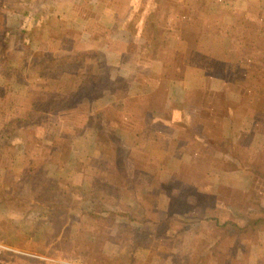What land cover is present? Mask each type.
Segmentation results:
<instances>
[{
	"label": "crops",
	"instance_id": "1",
	"mask_svg": "<svg viewBox=\"0 0 264 264\" xmlns=\"http://www.w3.org/2000/svg\"><path fill=\"white\" fill-rule=\"evenodd\" d=\"M15 1L16 3L12 5L11 9H8L7 5L0 4V15H3L4 19L0 27L4 26V29L13 28L18 24L24 7L26 9L32 1L36 0ZM85 1L87 2L86 6L89 5L90 9L95 11V19H90L82 14L85 8L83 0H57L52 4L53 14L64 20L65 29L56 47H53V43L48 44L45 50L51 48L52 57H58L64 53L73 55L75 58L72 57V60H69L72 61L70 63L67 61L53 62L49 65L52 68L46 78L39 74H36L35 77L40 82L54 84L59 82L57 87L56 85H47L41 88L43 83L40 82L41 87L31 85L35 83L34 79L30 84L28 74L30 71L33 72L34 66L44 65L42 63L44 60L38 55L34 58L28 56L25 59L23 57L26 54L32 55L37 52L41 47L40 41L35 40L31 49L22 41L12 38L8 44L9 49L7 48L5 53L7 59L5 63L0 62V129L12 118H21L26 116L30 110H39L33 109V103L40 101L36 98L52 101L50 108L42 106V113L51 116L47 118L46 123L42 124L37 121L34 123L33 137H25L22 140L16 138L17 142L12 149L14 152H4L2 153L4 155L0 156V164L6 162L8 167L7 169V167L0 166V178L8 177L10 181L7 183V181L1 180L0 184L6 186L5 188L8 187L5 191L8 194H6L15 199L22 191L21 183H17L16 179L29 169L33 153L40 152L37 158L39 160L43 157L42 150L56 147L54 140L63 134L70 135L71 150L67 158L47 160L44 163L43 159L40 160L44 164L40 177L41 179L58 180L56 184L66 195L70 193L68 186L70 182V184L81 185L87 189L92 188L116 200L117 209L109 206L106 208L119 213L124 212L125 215L118 214L112 219L111 225L104 228L105 234L101 243L106 244L104 256L107 257V260L113 259L112 264H191V262H193L192 264H222L221 258L223 259L224 256L219 253V249L224 240L226 244L228 242V238L224 236V228L227 229V226H223V224L232 218L230 214L226 215L225 211H238L231 205L244 203L248 192H252L260 200V204H264V179L255 176L247 169H235L232 166L223 165L221 162L225 158L230 159L228 153L222 154L220 151H215L219 149L211 150L210 145L203 149L198 148L193 145V139L179 132V129L177 130L176 127L164 120L161 111L151 108L150 96L154 95L152 89L157 86L155 82H151L152 74L155 73L156 77L162 78L163 72L175 69L173 66L168 65L169 67L164 71V64L160 60L140 62L133 57L136 55L133 52L123 53L124 44H121L122 42L118 44L111 40L110 44L104 43L100 46L99 40L94 39V35L103 37V32L98 29L100 26L113 29L126 21L134 0ZM3 2L6 4L7 0ZM189 3L191 4L189 5ZM256 3L259 4V9L264 10V0H256ZM200 4H206V8L201 9ZM250 6L249 0H180L178 5L172 6L167 17L155 22L154 29L162 37L171 38L172 42L180 43L182 51L181 64L184 69H181L179 74L183 77L167 82L166 101L162 104L166 107L170 102L174 104L176 109L170 110L172 117H180L181 102L190 99L192 93L190 91L195 90L199 93L200 101L190 99V103L186 104L185 113L197 120L196 125H199L202 134L205 136L212 134L234 141L241 132H252L254 138L259 141L257 146L260 147L264 140V121L256 119L257 112H254L251 117L243 116L238 119L233 109L227 111L220 105L222 97L227 98V101L231 103H236L239 95L255 98L251 92L233 88L237 85L236 78L238 76L236 75L240 67L238 55L242 50L241 41L234 35L239 33L240 28L236 26V20L241 15L248 19L254 18L253 15L256 12H250V9L248 10ZM209 13L212 24L209 22ZM200 15L204 20L200 27L195 28L196 41L191 48H187L189 46L182 39L181 29L183 26L194 25V21H197ZM205 18H208L209 21L207 22ZM121 32L123 31L120 30L119 33ZM111 36L112 34H109L110 38ZM112 39H116L115 35L112 36ZM142 41L141 38L138 40L139 43ZM182 42H184L183 45ZM169 44L171 43L169 42ZM78 45H82V47L76 52ZM105 51L113 53L111 61L105 62L107 56ZM90 52L93 55H90ZM18 53L22 54L20 59L16 56ZM11 56H15V58H11ZM99 56L102 57V63L99 62ZM82 58L84 59L83 63L79 62ZM65 72L86 74L88 82L86 93L82 89L78 90L82 78L76 76L75 79H78L76 81L78 83L69 89V94H65L63 100L72 97L82 100L81 104H86L88 101L92 110L112 108L119 115L118 131L123 144L139 155L145 156L147 160H143V162L155 164L154 168L150 167L152 165L148 166V168L150 167L149 174L155 182L153 185L140 188L138 184L133 185L129 177L122 176L121 179L113 182L101 175H96L98 173L105 174L97 166V160H104L105 157L96 149V138L92 128H86L89 112H79L78 109L81 105L78 108V105H75L71 110L61 112V106L58 103L60 97L56 90L62 87V75ZM224 83L228 84V88ZM54 91L56 92L54 93ZM219 92L222 94L221 97L218 95ZM254 94L256 96L259 92ZM49 109H51L50 114ZM226 111L228 114H225ZM161 122L164 124L161 125ZM26 127L27 124H24L18 130L20 135L22 132H26L24 130H28L25 129ZM88 132H92V134H89L85 140H81ZM177 132L179 135H184V138L176 139L177 145L184 147L179 155H176L172 150L173 146H176L174 137ZM256 142L254 141L253 144ZM81 145L82 147H80ZM221 157L224 160H221ZM59 161L62 163L58 164ZM195 162H201L202 165L208 163L209 165L207 169H201L200 166L195 168ZM2 172H8V175L3 174L2 176ZM186 172L190 175L188 176ZM138 173L139 171H137ZM141 174L134 175L139 177ZM185 178H190V182H183ZM173 181L183 182L178 195L176 191L169 192L167 188H163L164 186H157L159 182L167 186ZM191 183L198 185L207 183L208 191L198 185L194 188ZM130 188L135 189L130 191ZM200 195L206 198L201 199ZM210 195H214L213 201ZM207 201L213 203L207 208L206 217L198 219L199 216L196 214L205 209L204 204ZM22 203L21 206H25L22 211L23 215H17L13 210L11 212L12 219L28 217L30 210L28 201ZM85 204L88 205L85 206L86 210L93 207L88 202ZM31 209L32 214L34 211H43L37 205ZM73 209H70L69 213L71 211L75 213L76 208ZM164 212L174 214L176 217L165 230L172 237L169 242L159 243L161 240H156L155 236L160 233H155L154 236V232L151 230L147 231L150 238H142L136 242H132L134 240L132 236L126 235L127 223L131 226L141 227L138 220L142 218L155 220L154 218L158 219L157 217ZM193 212L196 216L190 219ZM253 212L255 214L256 208ZM101 214L106 215L105 212ZM81 215L87 220L89 218L94 220L89 215ZM92 222H88V225H95ZM239 222L242 223L239 225L243 226L244 220H238L237 223ZM51 226V222L46 223L42 219L31 233L27 234L28 231L23 227L19 228V232L23 237L28 235V241H30L41 229L48 234L46 229ZM72 227H76L75 223ZM118 228H121L120 232L123 233V236L116 234ZM91 230H94L93 227ZM260 238L261 236L254 244L258 246L257 253L249 254V258L257 261L264 259V241ZM94 240H97V236H94ZM211 246L213 248L218 246L216 248L218 251L215 252L217 255L214 256L209 252L208 248ZM207 253L208 257L204 258ZM110 262L103 264H110Z\"/></svg>",
	"mask_w": 264,
	"mask_h": 264
},
{
	"label": "trees",
	"instance_id": "2",
	"mask_svg": "<svg viewBox=\"0 0 264 264\" xmlns=\"http://www.w3.org/2000/svg\"><path fill=\"white\" fill-rule=\"evenodd\" d=\"M4 0H0V4L7 5L8 9H11L12 5L16 3L15 0H7L5 4ZM57 0H36L30 3L29 7H24L25 15L22 17V21L16 24L13 28L4 29V26L0 27V62L5 63L7 59V55L5 54L7 48L9 47L8 44L11 40H18L22 41L29 49H31L32 45L34 44L35 40L40 41L41 47L38 50V55L45 61L44 65H37L33 67V74H39L46 78L49 70L52 68L49 66L53 62L60 61H69L72 60L71 58L74 57L73 55H60L58 57H52L50 54V49L48 48L47 51L45 47L48 44H52L53 47H56L61 34L64 32L65 29V22L61 19L60 16L53 14V7L52 4ZM101 1V0H99ZM180 0H134V3L131 6L130 15L127 17V20L124 21L120 26L112 28H106L100 26L98 29L103 32V37L100 38L97 35H94L95 40H99L98 44L102 46L104 43L110 44L112 40L114 43L124 44L122 48V52L129 54L134 53L136 54L133 56L137 61L140 62H150L153 60H160L164 64L163 69L164 71L169 67H174V70H169L163 72V77L160 78L159 76L156 77L155 73L152 74L151 82H155L157 86L153 88L154 95L151 94V108L157 109L158 111L162 112V117L164 120L168 121L173 127H176L179 132L188 135L191 139H193V145H196L198 148L203 149L206 146L210 145L211 150L219 149L215 151H220L222 154L228 153L230 159L224 160L221 157L223 165L227 164V166L235 169H247L252 172L255 176L264 179V140L260 147L257 146L259 142L257 138H254V134L252 132H241L237 139L234 141L229 138L224 137H216V135L210 134L209 136H205L200 132L199 125H196V119L187 115L185 113L186 104L190 101H200L199 100V93L197 91H190L192 92L190 95V99L184 100L182 103V109L179 110L180 117L173 118L171 115L172 108H175L174 104L170 102V104L166 107L162 104L165 103L166 98V84L172 80H179L183 76L180 75V70L184 69L181 64L182 58V51L181 49L174 48L169 45V39L165 37H161L157 34L154 29V24L157 21H160L163 14L162 4L163 2L169 3L170 7L179 3ZM86 1L83 0V4L85 6L82 14H85L86 17L90 19H95L96 13L90 9V6H86ZM101 3V2H100ZM150 4V5H148ZM165 5V4H163ZM190 5V4H189ZM259 4L255 3L253 6H250L248 10L250 12L254 11L252 19H248L244 17V20L238 23L239 33L234 34L237 39H239L242 43V50L239 53V63L242 72L238 74L236 78V82H241V78H245L244 83L247 82V87L249 86L248 81H250L253 73H247L246 68L251 67L257 69L258 66L253 64L252 56H249L251 51L260 53L263 55L262 60L264 59V10L259 9ZM170 11V10H169ZM169 11L165 13L167 17ZM137 17V23L132 24V17ZM28 17V18H27ZM24 18L26 22H24ZM3 15H0V24L3 21ZM252 23V24H249ZM188 26V25H187ZM186 26V29H187ZM237 26V25H236ZM112 29V33H111ZM122 30L123 32L119 33ZM191 31V30H190ZM192 32V31H191ZM109 34L115 35L116 39H112L109 37ZM189 34L183 35L182 39L187 41ZM142 39V43H139L138 40ZM101 40V42H100ZM261 41V42H260ZM262 43V45H261ZM188 42L186 43V45ZM109 47V45H106ZM126 48V49H124ZM9 49V48H8ZM90 55H93L90 52ZM75 58V57H74ZM42 61V63L44 62ZM252 61V62H251ZM255 65V67H253ZM260 78L264 79V75L260 74ZM36 78V77H35ZM37 79V78H36ZM246 79L248 81H246ZM35 81V80H34ZM42 82V81H41ZM88 81L82 79L81 84L78 85H85L86 87ZM43 84L40 86V83L33 84L34 86H40L41 88L47 86V82H42ZM242 83V82H241ZM89 85V84H88ZM225 86L228 88V84L224 83ZM99 86V85H98ZM60 97L59 105L61 106V110H71L75 105H78L77 108L81 105V101L78 98H63L67 94H69V90L64 88H59L56 90ZM54 91V93L56 92ZM90 91V89H89ZM200 91V90H199ZM48 94L52 95V93L47 92ZM66 94V95H65ZM218 95H221L220 92ZM39 96V95H38ZM219 97V98H220ZM239 95L237 96L236 103L228 102L227 98L222 97L220 100V105L227 111L229 109H233V112L236 114V117L239 119L240 117L247 116L251 117L252 111H264V98L260 97L257 101H253L251 98ZM36 100H39L36 98ZM51 102L52 100H48ZM56 101V100H55ZM65 103L66 107H63V103ZM49 103L43 104V106L48 105ZM155 107V108H154ZM33 109L39 110H30L26 116L21 118H12L8 123H6L0 129V156L4 155L3 151L5 149H14L16 138H20L21 140L25 137L31 138L32 129L34 127V123L37 120H40L46 114L42 113V104L41 101L39 103H33ZM85 109L89 111V120L87 121L86 128H92L93 133L96 138V149L99 153L105 157L104 160L98 159L97 166L99 169L104 171L105 174H96L101 175L109 181H118L121 177H129L132 181V184H138V179L142 178L145 175H149L148 166H146L141 160L139 153L134 152L133 149L126 147L123 144L122 138L120 136V132L118 131L119 125V115L112 109V108H102L98 110H92L91 104L88 101L85 104ZM176 109V108H175ZM51 109L48 110V112ZM65 111V112H66ZM226 111V112H227ZM233 113V114H234ZM225 114H228L225 113ZM241 119V118H240ZM195 122V123H194ZM24 124H27V127L24 130L26 132L18 131ZM164 122H161L163 125ZM16 129V130H15ZM181 130V131H180ZM215 130V129H214ZM179 135L178 132L175 134L174 142L176 146H173L172 150L176 155H179L184 147L177 145L176 139L184 138V135ZM212 135V136H211ZM63 138H57L54 140V143H57L61 147L53 146L49 150H42L41 157L39 160L37 159L40 152L38 154L33 153L31 158V163L29 169L25 170L20 178L16 179L22 186V193L27 192L31 194V199H41V202L38 204L28 201V204L31 205V208H34L36 205L39 206L43 210V222H51L53 227H56V216H62L64 213H68L70 209L76 208L80 209L82 214L89 215L91 217H95L101 215L102 212H105L104 217L108 218H115L118 214L125 215L124 212H118L116 210L107 209L106 206L114 207L117 209L116 200L113 198L108 197L105 194L95 191L94 189L84 188L82 186H76L70 184L69 182V189L70 193L66 195L64 191L56 184L58 180L47 178L46 180L41 179L40 173L41 170L44 168V162L47 160L53 161V159H66L69 153V150L65 149V147L70 146V141L65 142L67 137L66 135H62ZM264 139V136H263ZM254 141H257L256 144H253ZM53 143V144H54ZM253 146V147H252ZM258 147V148H257ZM210 152V151H209ZM43 159V163L40 161ZM235 160V161H234ZM230 163V164H229ZM150 165V164H149ZM199 166V162H195L194 167L196 168ZM155 167V164H152V168ZM137 171L141 174L139 177L135 176ZM149 180L146 184H143V187L150 186L152 177L148 176ZM194 188L198 184L191 183ZM2 187V185H0ZM204 190L208 191V184L198 185ZM252 192H248L246 195V200L244 203H234L231 206H234L239 211H235L234 218L232 221L227 220L224 222L223 226H227L229 231H236L237 233L242 234H251L254 235L253 237L258 238L257 235L264 229V209L257 213V208L255 214L252 213L251 208L254 210L255 203H260V200L256 198ZM143 194V192H142ZM211 200L214 195H210ZM8 197L11 199V196L8 195H1L0 196V228H3L6 225L12 224L11 219L13 218L10 213V201H8ZM9 199V200H10ZM214 199V198H213ZM213 201V200H212ZM88 202L90 206H93L90 210H86L85 204ZM44 203V204H43ZM213 202H209L204 204L205 209L198 211L197 216L200 218L206 217L208 213V207ZM214 207V206H213ZM191 213V212H190ZM195 215V213H194ZM195 215V216H196ZM8 218V223L6 219ZM158 219H147L142 218L138 220V223L141 224V227L131 226V224L127 223L126 225V235L132 236L133 241L136 242L139 239H148L150 238L149 234H147L148 230H151L155 233H160L158 236H155V239L160 241L159 243H167L172 240V237L169 236L165 232V230L171 225L173 220L176 219L174 214L164 212L161 216L157 217ZM244 220L243 226H240L237 222L238 220ZM236 220V221H234ZM150 225H147V224ZM234 234V233H233ZM239 235L240 237L249 238V236ZM225 237L228 238L227 248L224 252H221V255L224 256L222 259V264H242L241 258H244L247 254V247L246 239L241 240L239 237L236 238L235 244L231 241L230 236L224 234ZM27 241V240H26ZM130 243V241H129ZM231 244V245H230ZM158 245V244H157ZM217 247H210L209 252L212 255H217L215 252L218 251ZM160 250V249H159ZM246 253V254H245ZM208 257V253L204 256ZM127 257L125 258V260ZM127 261V260H126Z\"/></svg>",
	"mask_w": 264,
	"mask_h": 264
},
{
	"label": "rangeland",
	"instance_id": "3",
	"mask_svg": "<svg viewBox=\"0 0 264 264\" xmlns=\"http://www.w3.org/2000/svg\"><path fill=\"white\" fill-rule=\"evenodd\" d=\"M249 2L251 4V6H253L256 3V0H249ZM163 4H165V5H163ZM163 4L161 7L164 9L162 17H165V13L167 11L171 10V7H170L169 3H167V2H163ZM189 4H191V3H189ZM148 5H150V4H148ZM176 5H178V4H176ZM200 8L204 10L206 8V4H200ZM23 15H25L24 9H23V12L21 13V16H20L21 18L19 19L20 22L23 20L22 19ZM208 15L210 17V19H209L210 21L208 20V18H205V20H207V22L209 21L210 24H212L211 14L209 13ZM243 16L244 15L239 16L236 21H239V22L243 21L244 20ZM132 19H133L132 22L136 21L135 23H137V17L136 16L132 17ZM202 20H204V18L200 15V16H198V20L194 21V25L187 26V29H186V26L182 27L181 31L183 32V35L189 34L187 41H185L186 43L188 42L187 45L189 47H187V48H191L194 45V43L196 41L195 28L200 27V24H202ZM24 22H26L25 18H24ZM195 22H196V24H195ZM135 23H133V24H135ZM249 24H252V23H249ZM236 25L238 26L237 22H236ZM159 36H161V35H159ZM168 39H169V42L171 43V44H169L170 46L180 49V43L178 44V42H176V41L172 42L171 38H168ZM262 39H264V37ZM262 43H264V41ZM262 43H261V45H262ZM41 44H43V43H40V45ZM183 44H184V42H182V45ZM81 47H82V45L76 46V52H78ZM262 48H264V46ZM38 52L39 51L37 50V52H34V54H32V55L26 54L23 58H25V57L27 58L28 56L34 58L38 55ZM105 52L107 55L105 58V62L111 61L113 59V53L110 54L107 51H105ZM21 55H22L21 53H18L16 56L18 59H20ZM249 56H252L253 64L258 66V68L257 69L251 68V67L246 68L247 73H253L250 81H248L246 79V81L250 82L248 87L246 85L248 83L245 82L246 83L245 84L243 82V81H245V78H248L246 76L244 78H241L242 83L241 82L236 83L237 85L236 84L235 85L237 87L234 86L233 88H234V90L251 92L254 95L253 97H255V98H252V100L257 101V99L260 97L264 98V79L260 78V76H259L260 74L264 75V59L262 60L263 55H261L260 53L254 52V51L253 52L251 51ZM11 58H15V56H11ZM98 59H99V62L102 63V57L99 56ZM70 62H72V61H67V63H70ZM79 62L83 63L84 59L83 58L80 59ZM43 64H45V61L43 62ZM255 65L253 67H255ZM241 70H243V68L239 67L237 75L242 72ZM81 75L82 74H73V73L65 72L62 75L63 81L61 83V85H62L61 88L69 90L70 88H72V86L75 87L76 84L78 83V82H76L78 79H75L76 76L80 77L82 79L84 78L83 80L88 81L87 76H85L86 74H84L82 76ZM28 78H29L30 84L32 83L33 79L35 80V83H32L31 85H33V84L35 85V84L40 82L35 78V75L31 71L28 74ZM40 83H42V82H40ZM46 84L48 86H55L56 85V87H57L60 83L58 82V83L54 84L52 82L51 83L47 82ZM84 86L85 85H80L78 87V90L82 89L83 92L87 91V88ZM56 87H55V89H56ZM255 92H259V94L255 96V94H254ZM36 94H38V93L36 92ZM246 97H249V96L246 95ZM39 100L41 101L42 106H43V104L49 103L45 107L50 108L51 102H49L47 99H41L40 98ZM33 101H34V98H33ZM63 102H65V100H63ZM98 105H99V103H98ZM94 106L96 107L97 105L95 104ZM63 107H66L65 103H63ZM78 110H79V112L87 111L85 109V104L82 103ZM65 111L66 110H63V111L61 110V112H65ZM87 112H89V111H87ZM254 112L255 111H252V115ZM49 114H50V112H49ZM50 116L51 115L47 114V116L45 115L40 120L36 119V121L41 122L42 124L46 123L47 118H49ZM256 119L258 121H261V120L264 121V111H257ZM89 134H92V132H88L87 134H85L81 138V140H85V138H87V136ZM63 135H66L67 137H69V138L65 139V142L67 143L71 136L67 135V134H63ZM59 138H63V137L60 136ZM56 147H61V146L56 143ZM80 147H82V145ZM65 149L69 150V152H70L71 147L67 146V147H65ZM12 151H13L12 149L7 148L3 152L10 153ZM8 153H7V155H8ZM139 158H141V160H147V159H145V156H143V155H140ZM60 160H62V159H60ZM5 163H1L0 166H2L3 168L7 167V164H5ZM60 163H62V162L59 161L58 164H60ZM200 163L201 162H199V166L201 169H207L208 168V165H209L208 163H205L203 165ZM144 164L146 165L145 169H148L146 167L150 166L154 163H147L146 161H144ZM164 165L166 166L165 163H164ZM225 165H227V164H225ZM157 166L159 167L160 164ZM150 167L152 168V166H150ZM150 167H149V170H150ZM7 169H8V167H7ZM190 172H192V171H190ZM3 174L8 175V172H6V173L2 172L1 175L3 176ZM186 174L188 176L190 175V174H188V172H186ZM148 176H150V174L145 175L142 178L138 179V187L143 188V184H146V182L149 180ZM1 180L3 182L7 181V183L10 182L8 180V177H5L3 179L0 178V181ZM43 180H46V179H43ZM190 180H191L190 178H185L183 182L189 183ZM16 182L19 183L18 181H16ZM150 182H151V185H153V183H155L153 179ZM183 182L173 181L172 184L167 185V186L159 182L157 186H159V187L164 186L163 188H167V190L169 192L176 191L177 195H178L179 189L181 188V184ZM73 185H76V184H73ZM76 186H81V185H76ZM5 187L6 186H4V185L2 187L0 186V196L8 194V192H5L8 189V187L7 188H5ZM130 189H131L130 191H133L135 188H130ZM200 197H201V199L206 198L203 195H200ZM9 199L10 198L8 197V201H10V213L14 210V213L17 215H23L22 211H24L25 206H21V205H23L22 202L31 201V202L36 203V204L41 202V199H31V194H28L27 192H23V193L21 192V194L19 196L15 197V199H12V198L10 200ZM206 203H208V201ZM28 205L30 206V210L28 211V214H29L28 217H24V216H23V218L14 217V219H12V221H11L12 222L11 226L8 224L4 228H3V226L0 228V244H3V246H6L7 248H9V250L6 249L0 253V264H103L104 262L109 263L110 261H111L110 264H112L113 259L110 258V261H109V260H107V257L104 256V247L106 246V244L101 243V239L103 242V238H104L103 235L105 234L104 228H107L108 225H111L112 218L104 217V215L101 214V215L93 217L94 220H91L90 218H89V220H87V219L81 217L82 212L80 209H75V213L71 211L70 213L69 212L64 213L62 216H56L55 217V220L57 223L56 227L53 228L51 226L48 229H46V230H48V234L44 233L43 229H41L40 232H36L34 238H32L30 241H28L29 240L28 235L26 237H23L22 233L19 232V228L23 227L25 230L28 231V232L26 231L27 234H29L32 232V230H34L35 226L39 225V221L40 220L42 221V219L44 218L43 217V215H44L43 211H40V212L34 211V213L32 214L31 205L30 204H28ZM253 206L255 208H257V213L259 211H261L262 209H264V204H260L258 202L255 203V205H253ZM251 210H252V213H254L253 209H251ZM30 212H31V214H30ZM193 213H195V212H193ZM225 213H226V215L230 214L232 217L231 219L234 218V214H235L234 210H231L230 212L225 211ZM193 217H195L194 214L190 215V219ZM197 218L202 219L200 217H197ZM203 218H205V217H203ZM231 219H229V220L232 221ZM8 221L9 220L7 218L6 222L8 223ZM90 221H93L92 223H94L95 225H93V226L91 224L88 225V222H90ZM74 223H75L76 227H72V225ZM102 223H104V224L102 225ZM238 224L241 225L242 223L239 222ZM92 227L94 230H91ZM120 230H121V228H118V230L116 231L117 232L116 234L121 236L123 233L120 232ZM52 232H54V233L52 234ZM224 234H226L227 236H230L231 241L234 244H235L236 238H238V237L241 240L246 239V241H244V242H246V244H248L247 251H246L247 254L245 253L246 255H243L245 257L241 258L242 264H264V259H262V260L259 259L257 261V260L249 258V254H252V252L254 255H255V253H257L258 246L254 245V244H255V242L257 243L258 238L255 239V237H253L254 235H251L248 233L242 234V233H237L236 231H232V233H231V231H229L226 228H224ZM241 234L243 236H249L250 239L240 237L239 235H241ZM94 236H97V240H94ZM257 236L258 237L261 236L260 239L262 241H264V229ZM42 244H44V245H42ZM226 248H227V244H226V241L224 240L223 245L219 249V253H221V252L223 253ZM250 250H252V251H250ZM221 260H222V258H221ZM199 261L202 262V260H199ZM192 263L193 262H191V264Z\"/></svg>",
	"mask_w": 264,
	"mask_h": 264
},
{
	"label": "built area",
	"instance_id": "4",
	"mask_svg": "<svg viewBox=\"0 0 264 264\" xmlns=\"http://www.w3.org/2000/svg\"><path fill=\"white\" fill-rule=\"evenodd\" d=\"M6 249L9 250V248H7L6 246H3V244H0V253L3 252Z\"/></svg>",
	"mask_w": 264,
	"mask_h": 264
}]
</instances>
